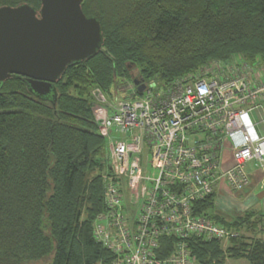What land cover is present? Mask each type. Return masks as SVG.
<instances>
[{"label": "trees", "instance_id": "trees-1", "mask_svg": "<svg viewBox=\"0 0 264 264\" xmlns=\"http://www.w3.org/2000/svg\"><path fill=\"white\" fill-rule=\"evenodd\" d=\"M26 3L41 7L40 0H0ZM82 8L100 21L103 47L66 68L56 99L36 95L23 76L0 87V264L113 259L94 237L108 165L93 88L111 95L120 79L134 78V67L136 78L167 85L212 60L240 54L264 62V0H84ZM213 208L214 196L198 205L211 216ZM212 217L239 232L256 228L248 214L231 222ZM233 240L242 247L230 252L264 264V238ZM192 247L199 264H215L224 252L218 240L196 239Z\"/></svg>", "mask_w": 264, "mask_h": 264}, {"label": "built area", "instance_id": "built-area-1", "mask_svg": "<svg viewBox=\"0 0 264 264\" xmlns=\"http://www.w3.org/2000/svg\"><path fill=\"white\" fill-rule=\"evenodd\" d=\"M140 83L144 91L133 80L127 97L118 89L115 99L99 87L91 92L108 165L94 237L113 255L110 264H199L193 240L240 237L199 203L223 180L230 191L248 187L247 163L264 166L256 129L264 124V62L238 54L167 85Z\"/></svg>", "mask_w": 264, "mask_h": 264}, {"label": "water", "instance_id": "water-1", "mask_svg": "<svg viewBox=\"0 0 264 264\" xmlns=\"http://www.w3.org/2000/svg\"><path fill=\"white\" fill-rule=\"evenodd\" d=\"M0 6V87L12 76H23L39 97L53 95L69 65L86 60L103 47L100 21L87 16L84 0H40ZM138 91L146 85L135 78Z\"/></svg>", "mask_w": 264, "mask_h": 264}, {"label": "crops", "instance_id": "crops-1", "mask_svg": "<svg viewBox=\"0 0 264 264\" xmlns=\"http://www.w3.org/2000/svg\"><path fill=\"white\" fill-rule=\"evenodd\" d=\"M255 122L260 119V113L252 115ZM260 136H264V124L256 126ZM224 154L223 166L232 165V156L229 150ZM246 171L250 176V184L242 191H230L225 180L221 181L214 195L213 216H218L226 222L235 220L238 216L249 215L251 222L256 224L253 232L243 230L240 234L250 237L264 238V166L258 161H251L246 165ZM239 232V231H238ZM248 233V234H247Z\"/></svg>", "mask_w": 264, "mask_h": 264}, {"label": "rangeland", "instance_id": "rangeland-1", "mask_svg": "<svg viewBox=\"0 0 264 264\" xmlns=\"http://www.w3.org/2000/svg\"><path fill=\"white\" fill-rule=\"evenodd\" d=\"M138 73H139V68L134 67L132 69L133 77L136 78ZM134 78L133 79L132 78L131 79H124V80L120 79L118 88L114 87L113 90L118 89L119 95L121 97H127L128 93H127V91H125L126 86L130 85V82L133 83ZM130 95H131V92H129V96ZM109 96L113 97L112 99H115V95L113 93ZM226 152H228V151H226ZM245 236L248 237L249 239H252V237H250L249 235L247 236L246 233H245ZM236 238H238V237H234V239H236ZM258 238H260V237H258ZM220 242H221V248L223 249L224 252H223V255L220 256V260L216 259L215 264H251V262L249 261V259L246 256H242V254L239 253L237 255H241L242 257H238L236 254H233L232 252H230L233 247H236L239 245L238 243L240 241H235V240H233V238H230V239H226V240L220 241ZM238 247L241 248L242 246H238Z\"/></svg>", "mask_w": 264, "mask_h": 264}]
</instances>
